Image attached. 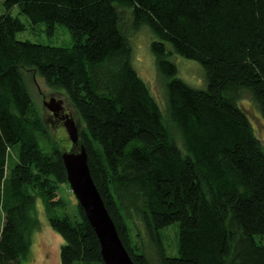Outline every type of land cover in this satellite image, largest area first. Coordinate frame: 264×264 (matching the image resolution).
<instances>
[{
  "label": "trees",
  "instance_id": "1",
  "mask_svg": "<svg viewBox=\"0 0 264 264\" xmlns=\"http://www.w3.org/2000/svg\"><path fill=\"white\" fill-rule=\"evenodd\" d=\"M0 15V264L27 260L41 227L38 199L65 244L60 264H104L99 239L70 185L65 151H45L47 136L24 77L32 69L63 90L86 128L92 178L135 264H264V144L240 105L244 93L264 119V0H5ZM73 45L17 39L27 25ZM146 26L164 73L165 108L134 66L121 11ZM198 62L206 86L179 77L172 55ZM19 160L7 170L10 151ZM70 188V187H69ZM178 224V252L163 231Z\"/></svg>",
  "mask_w": 264,
  "mask_h": 264
},
{
  "label": "rangeland",
  "instance_id": "2",
  "mask_svg": "<svg viewBox=\"0 0 264 264\" xmlns=\"http://www.w3.org/2000/svg\"><path fill=\"white\" fill-rule=\"evenodd\" d=\"M4 1L5 0H0V15L6 12ZM11 13L13 16L19 17L21 21L27 25L25 31L17 34V39L59 47H71L73 45L71 34L66 27L57 25L55 34L48 35V33L45 32L44 25H38L36 27L32 26L29 19L20 14L17 7L13 8ZM121 16L123 27L127 31L133 47L134 66L139 75L149 85L158 102L165 108L167 79L158 67L155 55L151 49V43L154 40V36L146 26L134 28L132 11L128 9L122 10ZM171 59L178 67L180 78L196 88L206 86L204 70L198 62L174 54ZM24 77L34 100L35 114L38 115L47 131V136L39 138L41 146L45 151H50L54 146L60 149V151L70 150L72 148V141L70 140L64 124L54 122L50 115L52 113L45 106L46 101L50 100L52 97H55L58 100H63L67 110L80 126V131H83V129L86 128L85 123L70 98L63 90L49 87L46 84L45 79L32 69L25 70ZM239 102L249 115L258 137L264 144V119L262 118L256 103L248 93H244ZM19 153L20 144L10 151L7 162L8 171H11L18 162ZM69 187L70 185H64L60 188L59 197L62 198L63 201L65 200L66 207L64 209L61 208L56 212L58 214L68 213L77 219L79 216L78 200ZM37 205V213L41 227L34 233L30 254L27 260L22 264H60L61 247L65 244V240L51 227L49 218L45 213V204L40 198L38 199ZM3 224L4 213L0 209V232L3 228ZM177 225L178 224L171 225L162 233L164 245L170 257L176 256L178 252L179 228ZM257 240L264 243V236L257 237ZM76 264L82 263L77 262Z\"/></svg>",
  "mask_w": 264,
  "mask_h": 264
},
{
  "label": "water",
  "instance_id": "3",
  "mask_svg": "<svg viewBox=\"0 0 264 264\" xmlns=\"http://www.w3.org/2000/svg\"><path fill=\"white\" fill-rule=\"evenodd\" d=\"M45 106L57 115L63 110L64 101L52 97L46 101ZM65 127L73 144L70 150L62 154L70 189L99 239L104 264H135L92 178L88 153L80 143V126L73 116L67 115Z\"/></svg>",
  "mask_w": 264,
  "mask_h": 264
},
{
  "label": "flooded vegetation",
  "instance_id": "4",
  "mask_svg": "<svg viewBox=\"0 0 264 264\" xmlns=\"http://www.w3.org/2000/svg\"><path fill=\"white\" fill-rule=\"evenodd\" d=\"M52 113V112H51ZM52 116V119L54 122H58V123H61V124H64L65 126V117L67 115H71L70 112L67 110V107L64 103V108L62 111H60L57 115L55 114H50ZM72 116V115H71ZM66 128V127H65ZM72 147H73V144H72Z\"/></svg>",
  "mask_w": 264,
  "mask_h": 264
}]
</instances>
